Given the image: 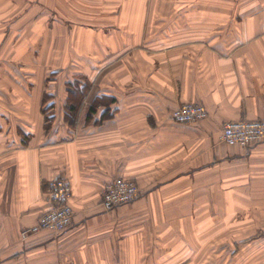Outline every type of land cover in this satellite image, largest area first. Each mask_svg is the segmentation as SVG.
I'll list each match as a JSON object with an SVG mask.
<instances>
[{
  "label": "crops",
  "instance_id": "1",
  "mask_svg": "<svg viewBox=\"0 0 264 264\" xmlns=\"http://www.w3.org/2000/svg\"><path fill=\"white\" fill-rule=\"evenodd\" d=\"M139 20L169 24L151 35L163 51H113ZM84 54L95 71L115 68L106 90L89 79L75 122L58 113L46 128L50 73ZM100 95L114 100L85 122ZM185 103L207 117L172 121ZM237 120H264V0H0V264H263L264 141L223 143L222 126ZM58 177L71 186L68 235L22 238ZM115 178L132 180L139 198L104 211ZM117 210L120 236L106 225L107 239L90 240L98 217Z\"/></svg>",
  "mask_w": 264,
  "mask_h": 264
},
{
  "label": "built area",
  "instance_id": "2",
  "mask_svg": "<svg viewBox=\"0 0 264 264\" xmlns=\"http://www.w3.org/2000/svg\"><path fill=\"white\" fill-rule=\"evenodd\" d=\"M207 117L206 109L197 103H185L171 113L172 121L178 124H192ZM220 140L229 146L247 149L253 143L264 141V120L228 121L222 126ZM136 184L129 179L115 178L107 182L101 194V207L110 211L118 206L133 202L138 195ZM48 209L36 223L22 230V235L30 236L45 231L63 232L73 223L74 212L69 205L71 186L63 177L51 179L45 191Z\"/></svg>",
  "mask_w": 264,
  "mask_h": 264
},
{
  "label": "rangeland",
  "instance_id": "3",
  "mask_svg": "<svg viewBox=\"0 0 264 264\" xmlns=\"http://www.w3.org/2000/svg\"><path fill=\"white\" fill-rule=\"evenodd\" d=\"M96 11H99L101 9L97 8L95 9ZM140 11H144L148 16L147 20H151L152 21V11L151 9H140ZM140 16V13L139 15ZM100 27H102V25H99ZM169 27L168 23H161L160 25L158 24L156 26V28L153 27L152 23H140V20L133 24H129V28H130V35L132 36V38L129 39L128 44L127 41H121V40H113L111 47L113 49V51H130L128 54L131 56L134 52L136 51H163L162 49L164 47H166V42L163 40L161 42L153 40L152 36L154 34V29L160 30L162 28H167ZM149 33V35H148ZM157 36H159V33H156ZM148 35V37H147ZM152 35V36H151ZM143 36H146V38H142ZM158 38V37H157ZM154 38V39H157ZM98 43H102L104 40H98ZM82 47H84L86 45V47L91 46V42L89 41H82ZM100 51V50H98ZM83 51H81L82 54ZM80 54V55H81ZM88 54V53H86ZM84 54L82 56H79V59L77 57H75V59L73 58V60L71 59V56L69 55L68 57L65 58L64 62L61 63V65L58 66V70L57 72H53L52 74L50 73L49 77H50V88L48 89V93L50 95V97H54L56 99V108L54 109V111H49V104L46 105V110H45V114H50V113H55L58 117V113H61V99L60 96L58 97V90L64 91V83L67 80L72 81L73 78L75 76L78 75H85L86 77H88L91 80H96L98 85L101 86V91L104 92L106 89L104 88L105 85V81L106 79L110 78L113 74H114V70L115 68H111L109 67L108 70H105V64L104 66H100L99 67V71H95L92 66L90 65V60L89 57ZM67 55V54H65ZM86 55V56H85ZM108 59V58H107ZM110 59V58H109ZM127 63V62H124ZM103 65V64H102ZM102 67V69H100ZM116 67H122V66H116ZM107 71V72H106ZM118 71H120V69H118ZM78 72H80V74H78ZM138 74H140V72L134 71L131 72L129 75H123L122 78L123 79H135L136 75L138 77ZM140 78V77H139ZM55 85V86H54ZM57 86H60V88H57ZM57 97V98H56ZM71 122H74L73 120ZM195 187V186H194ZM200 184L198 185V187L196 189L193 190V192L195 194H200ZM139 198V193L137 195V198L135 199L136 201ZM193 205L197 206L198 208L201 207L202 209H204V204L203 201L201 200L200 196H195L193 199ZM133 207L132 204L131 205H127L125 206V208H131ZM138 207V206H135ZM121 211V210H120ZM119 210L111 213V212H105L103 213V215L98 217V221L95 222L94 224L99 228V231L97 233H94V235L91 236L90 240H102V239H107L110 234H109V230L110 228L106 229V225H112L113 226V232H114V236H120L119 235V231L122 229L120 227L121 222L126 223L127 221H125V219L127 218V216H121V212ZM47 234H45L46 238H53V239H58V240H62L64 236L68 235L65 234V232H46ZM124 235H127L126 229L124 230ZM37 235H30V236H26V235H22V238H28V239H35ZM70 238H72V236L70 235ZM120 238V237H119ZM0 260H1V254H0ZM109 264L115 263L116 261H108ZM264 264V263H263Z\"/></svg>",
  "mask_w": 264,
  "mask_h": 264
},
{
  "label": "trees",
  "instance_id": "4",
  "mask_svg": "<svg viewBox=\"0 0 264 264\" xmlns=\"http://www.w3.org/2000/svg\"><path fill=\"white\" fill-rule=\"evenodd\" d=\"M50 79V77H49ZM51 80V79H50ZM89 89V78L85 75H78L73 78L72 81L67 80L64 83V91L65 98L61 105V113H62V122L64 123H72L73 120L75 122L77 113L82 106V101L84 100L87 91ZM50 97V95H48ZM114 98L108 95H100L96 97L92 104L87 108V115L85 122H90L92 120V115L96 113V108L98 106H109ZM51 108V107H49ZM55 114V113H50ZM45 114L46 128H50L52 126V120L56 118V115ZM106 115L102 114V119H105Z\"/></svg>",
  "mask_w": 264,
  "mask_h": 264
}]
</instances>
